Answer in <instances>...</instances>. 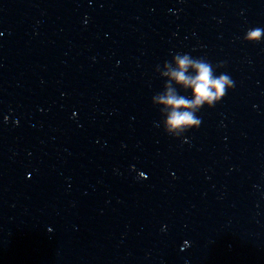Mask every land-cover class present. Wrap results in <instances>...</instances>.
<instances>
[{
	"label": "clouds",
	"instance_id": "obj_1",
	"mask_svg": "<svg viewBox=\"0 0 264 264\" xmlns=\"http://www.w3.org/2000/svg\"><path fill=\"white\" fill-rule=\"evenodd\" d=\"M264 37V28H249L244 41L258 43ZM203 57L194 58L188 53H176L171 61H165L163 69L156 66V72L165 79L163 90L152 97V104L159 108L163 119L155 126L162 125L164 132L174 138H181L189 130L198 129L201 118L196 114L207 106L213 108L222 100L228 90L235 87L231 76L225 72L215 75L217 68ZM178 89L190 90L191 99L181 95Z\"/></svg>",
	"mask_w": 264,
	"mask_h": 264
}]
</instances>
